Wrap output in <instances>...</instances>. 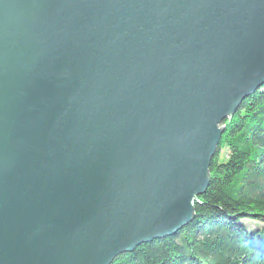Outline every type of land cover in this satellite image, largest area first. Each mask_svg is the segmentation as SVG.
<instances>
[{
  "label": "water",
  "instance_id": "1",
  "mask_svg": "<svg viewBox=\"0 0 264 264\" xmlns=\"http://www.w3.org/2000/svg\"><path fill=\"white\" fill-rule=\"evenodd\" d=\"M263 84L264 0H0V264L175 235Z\"/></svg>",
  "mask_w": 264,
  "mask_h": 264
},
{
  "label": "trees",
  "instance_id": "2",
  "mask_svg": "<svg viewBox=\"0 0 264 264\" xmlns=\"http://www.w3.org/2000/svg\"><path fill=\"white\" fill-rule=\"evenodd\" d=\"M222 125L193 220L111 264H264V84Z\"/></svg>",
  "mask_w": 264,
  "mask_h": 264
}]
</instances>
